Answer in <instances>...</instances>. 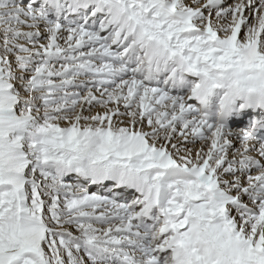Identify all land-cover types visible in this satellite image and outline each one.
Here are the masks:
<instances>
[{
  "label": "snow or ice",
  "instance_id": "1",
  "mask_svg": "<svg viewBox=\"0 0 264 264\" xmlns=\"http://www.w3.org/2000/svg\"><path fill=\"white\" fill-rule=\"evenodd\" d=\"M0 264H264V0H0Z\"/></svg>",
  "mask_w": 264,
  "mask_h": 264
}]
</instances>
